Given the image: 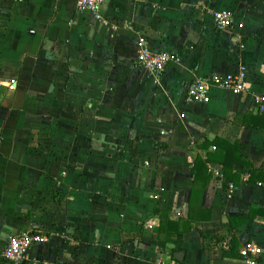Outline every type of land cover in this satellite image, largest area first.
<instances>
[{"label": "crops", "instance_id": "crops-1", "mask_svg": "<svg viewBox=\"0 0 264 264\" xmlns=\"http://www.w3.org/2000/svg\"><path fill=\"white\" fill-rule=\"evenodd\" d=\"M219 9L230 28H216ZM100 12L0 0V250L31 231L46 240L20 264H242L255 241L264 264V183L247 168L232 182L207 162L197 218L184 232L169 222L188 219L205 142H238L264 170V126L243 118L263 114L251 101L264 96V0H105ZM140 36L180 61L152 75ZM242 71V91L185 98L196 74Z\"/></svg>", "mask_w": 264, "mask_h": 264}, {"label": "built area", "instance_id": "built-area-1", "mask_svg": "<svg viewBox=\"0 0 264 264\" xmlns=\"http://www.w3.org/2000/svg\"><path fill=\"white\" fill-rule=\"evenodd\" d=\"M105 0H75L78 12L91 13L93 18L101 20L100 8ZM213 19L216 28H230L233 24L231 12L227 9H219L213 12ZM136 61L141 68L146 69L154 76L164 72L171 63L180 61V57L167 50H153L143 36L137 40ZM219 86L230 88L239 92L245 89L244 72L238 74H222L218 76H206L196 74L192 81L186 86L185 98L188 102L207 103L210 100V88ZM251 105L255 112L264 113V96L254 95ZM182 116V114L180 115ZM229 187H232L230 184ZM46 240V236L40 233L24 231L11 234L7 238L5 246L0 250V259L7 264H20L26 257L28 251L36 244ZM262 247L255 241L247 244L242 259V264H259L262 254Z\"/></svg>", "mask_w": 264, "mask_h": 264}, {"label": "trees", "instance_id": "trees-1", "mask_svg": "<svg viewBox=\"0 0 264 264\" xmlns=\"http://www.w3.org/2000/svg\"><path fill=\"white\" fill-rule=\"evenodd\" d=\"M243 118L245 120H247V118L252 119L254 120V122L260 123V125L264 126V113L252 117L243 115ZM205 143V146H208L209 144L214 145L215 149L213 152L208 153L204 159L196 158L193 164L192 171L195 175V178L190 193L188 219L169 221L171 224V229H175V231L184 232L189 230L190 221L197 218V215H195V203L199 202L200 195L204 189L203 187L207 182L203 174V170L206 169L207 162H215L221 164L223 167V174L226 181L237 182L241 172L244 170V168H247L250 182L260 180L264 183V170L253 169L248 162L243 160V157H245L246 155V147L244 145L238 142L230 143L220 138L215 139L210 143ZM235 164H241L243 166V169H235Z\"/></svg>", "mask_w": 264, "mask_h": 264}, {"label": "water", "instance_id": "water-1", "mask_svg": "<svg viewBox=\"0 0 264 264\" xmlns=\"http://www.w3.org/2000/svg\"><path fill=\"white\" fill-rule=\"evenodd\" d=\"M182 253L178 252V254L176 255V257H178L179 255H181Z\"/></svg>", "mask_w": 264, "mask_h": 264}]
</instances>
